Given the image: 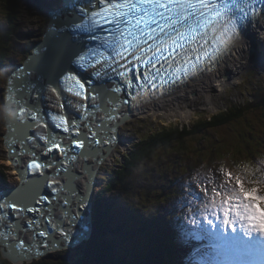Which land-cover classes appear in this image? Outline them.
Returning <instances> with one entry per match:
<instances>
[{
	"label": "snow or ice",
	"instance_id": "6c2138e0",
	"mask_svg": "<svg viewBox=\"0 0 264 264\" xmlns=\"http://www.w3.org/2000/svg\"><path fill=\"white\" fill-rule=\"evenodd\" d=\"M257 3L264 4V0H87L78 8L73 6L83 22L71 25V30L86 33V42L83 48L62 62L52 91L58 94L67 92L78 101H84L75 104L72 100L67 101L80 113L79 118L52 112L44 114L39 107V97L36 103L31 100L36 85L27 81L25 72L17 70L14 76L19 78L9 83L12 85L10 98L17 106L20 127L9 126V135L6 137L9 162L19 168L14 148L17 142L21 144L19 155L25 154L23 146L28 141L32 142L34 148L44 147L42 155L48 157L47 161L41 160L34 151L31 152L33 159L21 175H26L30 170L34 175L44 176L47 181L49 177L45 175V170L56 169L47 187L58 199L55 194L68 190V185H53L61 172L68 174L65 163L69 159H76L75 153L69 157L70 152L74 149L83 150L86 145L111 144L115 130L110 122L120 119L118 113L122 106L134 107L147 102L194 74L209 70L225 52L231 50L243 25L264 18V9L257 10ZM85 73L88 74L87 78ZM102 80L115 85L105 88L106 94L103 95L93 86ZM104 105L111 107L106 108ZM59 107L64 108V104ZM99 111L105 112L106 119L94 124L89 117L94 120ZM45 115L48 119H45ZM41 122L50 129L47 134H38V137L25 134L24 130L31 128L32 123ZM82 125L87 129L86 132L81 131ZM54 130L66 135H59ZM101 130L109 133L104 139L99 138ZM13 131L19 132L20 136L12 135ZM65 139H71L72 143L63 144ZM57 155L61 157L60 160L56 159ZM244 167L249 176L255 177V173L260 171L253 169L250 163ZM219 171L226 178V185L232 187L230 191L213 187L210 201L207 199L208 189L200 188L206 198L202 201L201 218L207 228L185 234L186 243L191 246L189 255L192 264H199L196 258L199 254L198 245L206 238L225 247L247 248L258 235L260 244L264 245V194H261L264 192V179L248 180L247 184L253 185L249 187L244 175H234L224 167ZM43 186L44 181L36 180L32 182V187L14 191L11 198L0 196V210H11L14 214L38 213V218L29 220L28 227H39L44 211L32 205H42L52 198L39 191ZM72 194L76 195L74 190ZM83 202V198L77 195V210L83 206ZM71 203L65 197V204ZM7 215L8 212L0 214V220ZM66 218L67 229L51 218L48 220L49 225L60 231V243L68 239L71 227L78 220V211L66 212ZM193 223H196L195 219ZM229 230L233 235H228ZM12 232L13 227H5L0 231V238L11 239ZM37 235L46 237L50 231L45 227ZM9 247L19 248L23 254L35 245L20 241L16 245L9 244Z\"/></svg>",
	"mask_w": 264,
	"mask_h": 264
},
{
	"label": "trees",
	"instance_id": "16d2710c",
	"mask_svg": "<svg viewBox=\"0 0 264 264\" xmlns=\"http://www.w3.org/2000/svg\"><path fill=\"white\" fill-rule=\"evenodd\" d=\"M0 1L4 5L2 14L5 18L3 23L0 22V68L5 65L8 72L17 65H12L11 57L12 50L16 48L15 37L19 35L14 28L18 19L17 5L15 0ZM38 1L40 2V0ZM246 99L238 106H229L215 115L200 118L192 122L191 125L169 124L167 127H162L158 131L140 138L131 150L124 155L119 165L114 169H108V175L103 177L104 184L93 200L91 216L94 233L91 240L87 241L81 247V250L71 252V255L74 256L69 261L58 259L65 253L63 255L52 254V258L47 261L41 260L30 264H181L183 261H186L183 264H192V257L189 255L191 246L186 243V238L183 235V233H187V229L185 224L181 223V217L188 215L182 212L186 201L180 202L172 209L167 207L168 212L161 218L159 216L150 217L145 211L163 203H168L167 198L171 196L168 188L171 185L167 187V183H159L158 180L153 178L155 172L157 174V170L161 169L162 163H159L161 159H168L167 163H170L171 166L180 165L184 167L185 171L182 174L180 172L179 177L176 178L177 182L185 174L187 178H191L190 173L193 171L192 167L194 165L198 168L202 163L212 164V158H208V163L206 159L199 155L204 150L200 148L189 150L191 145L197 147L202 141L207 147V142L213 139L209 135L211 130L216 131L224 126L235 124L238 131L234 136L238 143L241 139L240 132L246 134L245 139L249 141L246 143H252L259 136L257 131L264 134V78L261 85L256 86V89L250 92L249 97ZM259 117L263 119L260 121ZM260 125H262L261 128H259ZM221 139L222 137L218 141L219 144L223 142ZM263 142L257 141L255 144L258 143L261 146ZM228 143L229 146L233 145L230 142ZM214 148H210L212 156L215 152ZM161 155L165 157L162 158ZM187 156L190 159V167L184 163ZM253 157L251 153L248 154L246 159L236 155V158L229 159V161L236 166L237 163L242 165L250 163V166L254 167L256 163ZM157 160L159 161L156 162ZM220 160V162L227 164V162H224V158ZM144 177L148 178L147 187L139 184L140 181L143 182ZM159 178L161 179L160 174ZM255 178L260 179L261 177H253V179ZM261 179H264V177L262 176ZM171 181L174 182L173 179ZM131 182H136L137 187H129ZM144 182L146 183V180ZM117 188L125 191L123 194L127 197L130 207H136V205L141 207H136L140 211L138 218L137 212L131 211L132 214L127 216V211L120 210L116 216L119 222L116 224L114 215L110 211L115 209L116 206L104 207L102 205L104 196L114 192ZM187 189L186 186H179L175 183L173 193L177 192L183 197L186 193L184 191ZM137 200L141 201V205ZM153 211L151 210V212ZM175 217H178V219L173 221L172 218ZM124 229L128 233L130 232L129 237L138 240L137 246L132 251L133 253L127 257L116 255L114 246V237L122 236ZM176 230L183 231V233H178ZM176 234L179 235L176 236ZM210 240L212 239L206 238V243L198 247V255L201 256L197 255L199 264H216V258L223 261L219 256L213 257L212 249L215 245L211 243L216 241L211 242ZM0 264L10 263L0 255Z\"/></svg>",
	"mask_w": 264,
	"mask_h": 264
},
{
	"label": "rangeland",
	"instance_id": "374dc122",
	"mask_svg": "<svg viewBox=\"0 0 264 264\" xmlns=\"http://www.w3.org/2000/svg\"><path fill=\"white\" fill-rule=\"evenodd\" d=\"M17 5V20L15 22L14 28L17 33H19L18 37H15L16 48L12 50L11 57H12V65L17 64L20 65L23 62V59L25 56L31 52L34 45L38 42H40L43 39V31H45V26L47 24V13L48 10H53L61 7L63 0H15ZM1 2V1H0ZM0 22H4V16H3V3H0ZM264 50V45H263ZM262 50V51H263ZM262 54V53H260ZM261 56L262 58L260 61L254 65L251 69L241 74V76L237 79L236 83L230 84L226 87L225 91L221 94V99L219 102V106L214 111H209L204 106H201L200 103L202 100L197 102L195 106L193 107V117L190 118L188 122H180V121H173L168 120L165 117H162V115H156L153 116H134L129 121H127L124 125L121 126V136L122 139L125 141L127 140V145L125 148L117 147V153L114 154V160L111 162H106L101 164V166L98 169V173L96 175V184L94 185L93 191H92V201L95 198V195L101 190L104 182L103 177H106L108 175L107 171L108 169H114L119 165V163L122 161V158L124 155L131 150L133 145L139 141L140 138L152 134L156 131H158L162 127H167L169 124L173 125H191L192 122L204 118V117H210L212 115L217 114L220 110H225V108L229 106L242 104L246 98L249 97L250 92L254 91L256 89V86L261 85L262 79L264 78V52ZM5 67V68H4ZM9 70V69H8ZM6 79H7V69L4 65L0 68V109H3L2 102L4 103V93H5V87H6ZM251 116L249 115V118ZM263 118L259 117V120L261 121ZM259 124V122H258ZM262 125L259 126L261 128ZM238 131V127L235 124L227 125L222 127L221 129H218L216 131H210L209 135L212 136L213 139L211 141H208L207 147H205V143L202 141L200 142V145L195 147L194 145H191V148L189 150H195L196 148H200L204 150V152H201L199 155L202 156L204 159L207 160L208 158H212V164L202 163L199 165L198 168L192 167L193 171L190 173L191 178H187V176L183 175L181 176L180 180L177 182L176 178L179 177V174H181L185 171L183 166H171L170 163H167L168 159L159 161V163H162L161 169L157 170V174L155 172L154 180H158L159 183H167V187L171 185L169 188V195L170 197L167 198L168 203H163L161 205L156 206L155 208H150L149 210H145L150 217H156L159 216L164 217V214L168 212V208L172 209L175 205H178L182 201H186V204L183 206L182 212L185 215L181 217V223L185 224V227L187 229V232L192 231H202L203 229L207 228L206 222L201 218L203 215V205L202 201H204L206 198L203 193L200 192V188H206L209 191V196L207 199L210 201L211 199V189L213 187H216L217 190H224L227 188V190H231V185H226V178L220 175V168L224 167L225 169L231 170L234 175H244L245 181L247 180H253L254 176H249L247 173V170L245 169V165H242L240 163H237V166L230 162L229 159L236 158V155H240L243 159L248 157V154L251 153L254 157L253 160L255 161L256 165L252 167L253 169H260V171H257L255 173V176H259L262 178L264 177V134H262L260 131H257V135H259L257 138L254 139L252 143H246L249 142L247 139H245L246 134L245 133H239L241 135L240 142H237V139L235 138V134ZM5 133V126L4 121H0V186L4 188H10L15 187L19 179L16 175H14V171L10 169V165L8 164L7 160V154H6V147L4 146V135ZM255 134V133H254ZM231 135V137H230ZM222 137V141L219 144V139ZM256 137V135H255ZM263 142V145H259L258 143L255 144V142ZM212 142V143H211ZM233 144L232 146H229V143ZM211 147H215V152L212 153L210 151ZM217 147V148H216ZM209 149V150H208ZM117 154V155H116ZM161 157H165L161 155ZM221 158H224L227 164H224L223 162H220ZM260 160V161H259ZM190 159L188 156L185 158L184 163L190 167ZM261 162V163H260ZM209 163V162H208ZM214 163V165H213ZM175 167V168H174ZM196 168V169H195ZM164 173L166 174L164 176ZM159 174L161 175V179L159 178ZM171 179L174 180V182L171 181ZM146 180V183L144 182ZM147 181L148 178L144 177L143 182H139L140 185L147 187ZM175 183L179 186H186L188 189L184 192L185 195L181 197L177 192H174V185ZM247 184V183H246ZM247 186L251 187L252 185L247 184ZM129 187H137L136 182H131L129 184ZM137 191V190H136ZM125 192L124 190L116 189L114 192L106 194L103 198L104 202L102 201V205L105 206H113L115 205V209L110 210L111 214L114 216V222L117 224L119 221L116 218L118 212L124 211L126 212V215L129 216V214H132L131 211L137 212V218L140 216L139 210H137L136 207L141 208L140 206H129L127 202V197L123 194ZM136 193V192H135ZM138 193V192H137ZM218 199V198H217ZM140 200V199H138ZM137 200V201H138ZM138 203L141 205V201ZM168 207V208H167ZM199 209V210H198ZM151 210H154L151 212ZM167 216V215H166ZM178 217L172 218L173 221H176ZM193 219H195L196 223H193ZM214 222L215 219L213 218ZM92 223V220H91ZM93 228V227H92ZM178 233H183V231H178ZM94 233V230H91L90 236L87 238L86 241H82L78 246L79 248L71 249V248H65L63 250H57L55 252L49 253L50 255H57V254H65L70 253L74 251L81 250V247L87 242L91 240V237ZM130 233V232H129ZM128 231L124 229V232H122V236H116L114 237L115 242V254L121 257H127L131 255L133 252L134 247L137 246L138 240L132 239L129 237ZM179 234H176L178 236ZM183 235L186 238L185 233ZM228 235L231 236L233 233L229 230ZM208 240V239H207ZM213 242V240H210ZM206 243L205 239L203 241L199 242V246ZM214 245V244H213ZM237 247V246H236ZM137 249V248H136ZM214 255L213 257L217 256L219 254V257L221 260L224 261H216L218 264H233L236 260V256L234 253H237V250L233 247H225L219 244V242L215 243V246L212 249ZM234 251V252H233ZM250 255V254H249ZM201 257L200 255H198ZM233 257V258H232ZM197 258V257H196ZM189 259V257H188ZM44 260L43 258L38 260H33L32 262L41 261ZM49 259H46L44 261H47ZM191 260V258H190ZM186 261H183V263ZM181 263V264H183ZM206 263V262H205Z\"/></svg>",
	"mask_w": 264,
	"mask_h": 264
},
{
	"label": "water",
	"instance_id": "95a60500",
	"mask_svg": "<svg viewBox=\"0 0 264 264\" xmlns=\"http://www.w3.org/2000/svg\"><path fill=\"white\" fill-rule=\"evenodd\" d=\"M65 3H69L72 5V2L70 3V0H63ZM77 1L74 0L75 4L74 6H77ZM81 2H86L87 0H80ZM79 5V4H78ZM78 8V7H77ZM71 12H76V11H71ZM60 13L59 11L53 12ZM62 13H67V11H63ZM44 43V42H43ZM51 45V44H50ZM48 46V45H47ZM45 47V46H44ZM46 48V47H45ZM52 48V45H51ZM43 50V44L39 43L36 45L34 48V51L31 56L28 57V59L23 63V66L19 67L17 70L27 72L26 75L36 77L34 72L30 69L31 65L36 61L35 59H38L40 56V52ZM55 57V54L53 53L51 55V60H53ZM54 62H56L54 60ZM58 62V61H57ZM55 65V64H54ZM51 68H48V74L49 76L53 75L52 71L50 70ZM15 70V72H17ZM14 72V73H15ZM14 73L8 77V81H15L16 76H14ZM19 78V77H18ZM37 80L41 81L44 80L42 76H40ZM107 84H102L101 82V92L100 93H105V88H112L114 87L110 82H107ZM97 87H100L99 85H96ZM100 87V88H101ZM126 95V94H122ZM61 98V97H60ZM64 98V97H62ZM67 99V98H65ZM68 101V100H67ZM64 102V101H63ZM74 104L75 103H85L84 101H78L77 99L74 98L73 100ZM65 104V109L63 110V114L66 115L67 117L71 116H77V119L79 118L80 113L76 111L75 106L70 107L67 102H64ZM106 108H110V105H104ZM14 110V109H13ZM53 113V112H52ZM60 114V113H59ZM119 116L120 119L117 121L110 122V126L114 128V133L113 135V140L111 144H105L102 143L100 145L92 144V145H86L85 149L83 150H78L83 153V155L87 157V160H77L74 159H69L65 163V167L68 169V174L66 175L64 172H61L56 184H54V187H58L59 185H68V190L66 191H61L55 194V196H58V199L54 198V194L51 192V190L47 187L48 183H51V175L53 172L56 171V169H46L45 170V175L49 177L47 181L44 180V176H39V175H34L30 170L27 171V174L24 175V179L20 177L19 183L11 188V189H3L2 193L0 196H5L7 195L9 198H11L12 194L14 191L19 190V189H28L32 187V182L35 180H40L44 181V186L39 189V191L47 195L49 197H52L49 201H46L44 204H33L32 206L41 208L42 207H49V212L46 210V208L42 209L44 211V218L41 219V223L39 227H33L29 228L28 223L30 219L33 218H38L39 214L38 213H17L14 214L11 210H0V214L3 212H8L7 216H4L3 220H0V225L3 227H0V231H3V228L5 227H13V232L10 234L11 239L9 240H4L3 238H0V255L1 257L8 261L10 264H30L33 260H38V259H51L52 251H57L65 248H71V249H78L79 244L82 241H86L87 238L90 236L91 231H89V228H91L92 223H91V196H92V191H93V186L96 183V177H95V169L98 167V165L101 162V159H103L113 148L117 141V127L123 123H125L127 120L130 119L131 114L129 112V105H124L119 109ZM105 112L104 111H99L95 115V119L93 121L94 124H99L102 120H105ZM93 120V119H92ZM96 121V123H95ZM19 124L17 123L16 126ZM95 130V128L93 129ZM57 134L59 135H66L63 133H60L59 130H54ZM82 132H86L87 129L81 127ZM38 134H41V132H38ZM43 134V133H42ZM109 133L106 130H101L99 133V138L104 139ZM38 137V136H37ZM30 146L28 150H26V144L28 145V142L25 144V154L19 155V150L21 149V144L19 142L16 143L14 146L16 153L18 155V160L22 164V167L20 169H23L25 171L27 169V164L29 161L33 159L32 155L30 154L33 152V150L40 151L42 153V150L44 147H39V148H34L32 142H29ZM38 143H40L38 141ZM63 144L69 145L72 143L71 139H65L62 141ZM41 144H43L41 142ZM45 150V149H44ZM35 151V152H36ZM78 152L77 150H73V152L69 153V157H71L74 153ZM37 155V152H36ZM51 155V154H50ZM39 156V155H37ZM59 155H57V160H60L61 158H58ZM78 159V158H77ZM93 160L94 162H92ZM47 161V160H45ZM93 163V164H92ZM19 170V169H18ZM21 172V171H20ZM26 181L28 182L26 184ZM60 182V183H59ZM73 190L75 191L76 195H73L72 192ZM77 195H79L81 198H83V206L79 207L77 210L76 206V199ZM65 197H68L69 200L72 201L71 204H65ZM18 198V197H17ZM54 206V208H53ZM46 210V211H45ZM78 211V220L76 223L71 227L70 229V234L68 236V239L63 241V243H60L61 239V233L59 230L54 228L52 225L48 224L49 218H51L56 224H58L60 227H63L65 229L68 228V220L66 218V212H71L75 213ZM46 212V213H45ZM48 212V213H47ZM18 226V227H17ZM47 227L50 231V235L46 236V239H43L44 237H38V232ZM27 239L26 245H35L29 252H25L21 254L19 248H10L9 244L16 245L20 241H23ZM42 241V243H41ZM45 245H47V248L45 249ZM74 255L71 253H67L63 256H60L58 259L62 261H69Z\"/></svg>",
	"mask_w": 264,
	"mask_h": 264
},
{
	"label": "bare ground",
	"instance_id": "6f19581e",
	"mask_svg": "<svg viewBox=\"0 0 264 264\" xmlns=\"http://www.w3.org/2000/svg\"><path fill=\"white\" fill-rule=\"evenodd\" d=\"M263 45H264V18L257 20L255 23L249 21V24L242 29L239 38L232 45L231 50L225 52L220 57V59L215 64H213V69L200 73L196 77L192 78L190 81L182 84L179 87H176L172 91L169 90L170 92L166 93L163 96L153 98L147 102H142L134 107H131L129 109V112L131 114L130 119L133 118L134 116L142 117V116L151 115L155 117L156 115H162V117H165L168 120L188 122L190 118L193 117L194 114L193 107L200 100H202V102L200 103L201 106H204L209 111H214L215 109L218 108L221 99V94L223 91H225L226 87L229 86L230 84L236 83L237 79L241 76L242 73L248 71L260 61V59L262 58L261 56H263L262 54L264 52ZM45 47L49 50L50 55L54 53L55 56L58 55V57L60 58H63V56H67L71 54L70 49L64 46L60 47V49L57 50L53 46L51 48V45L49 43H46ZM39 56H40L39 61L41 62L43 60L42 53H40ZM31 66L34 67L32 68L29 67V69L33 70L35 75L38 76L39 74H41L39 70L40 65H38V61H35ZM25 78L27 79V77ZM16 79H18V77ZM11 89H12V85L9 83L8 93H11ZM36 93L44 98L47 97L48 95L44 92L43 89L36 88ZM101 94L103 95V93ZM8 97H9L8 99L9 103L3 104L2 102V106L5 108L7 105H10L11 109H16L17 108L16 104L10 103V100H12L10 98V95ZM45 109L48 110V108ZM10 117L9 119L13 125H16L14 120L17 123H19L18 112L16 110ZM92 119H93L92 117H89V120L93 122L94 120ZM4 126H5V121H4ZM116 131L118 136L117 141L113 146V148L110 150V152L103 159H101L100 164L95 169V177L97 174H99L98 169L101 166V164L106 162H111L114 160V154L117 153L116 150L117 147L125 148L127 145L128 141L127 140L124 141L122 139L120 133L121 131L120 125L117 127ZM24 132L27 135H32L35 133L34 130L28 131L27 129H25ZM12 135L15 136V133L13 132ZM75 154H76V161L87 160L86 155L84 156L82 152L78 151L76 153L75 151ZM42 158L44 159L43 155ZM91 161L94 162L93 160ZM8 164L11 165L9 161ZM13 171L15 173L14 175H16V171L15 170ZM11 188L13 187L4 188L0 186V193L3 191V189H11ZM92 203L93 202H91V208L93 206ZM40 207L41 209L46 208L42 206ZM46 210H48L49 212V207H47ZM238 227L239 226L237 225V228ZM88 228L89 231L93 229L92 226L91 228L90 227ZM237 234L242 235V233H237ZM255 238L256 239L251 244H249L247 248L242 246L233 247L237 250V253H234L236 256V260L232 257L233 260L235 261L233 264H252L253 259L260 260L262 257H264L263 252L262 254H260L255 251L258 250V247L260 246L259 245L260 237L257 235ZM27 239L28 238L24 240V243H27ZM43 239H46V237H44Z\"/></svg>",
	"mask_w": 264,
	"mask_h": 264
},
{
	"label": "clouds",
	"instance_id": "9594fccd",
	"mask_svg": "<svg viewBox=\"0 0 264 264\" xmlns=\"http://www.w3.org/2000/svg\"><path fill=\"white\" fill-rule=\"evenodd\" d=\"M179 86H181V85H179ZM179 86H177V87H179ZM175 89V88H174ZM5 114H7V117H10L11 115H12V113H10V112H8V110L7 109H0V121H5V120H7V117H6V115ZM130 120V119H129ZM129 120H127V121H129ZM124 124V123H123ZM122 124V125H123ZM122 125H120V126H122ZM184 125H186V126H188L187 124H184ZM180 126H183V125H180ZM261 194H264V192H262ZM93 202V201H92ZM93 204V203H92ZM92 208H93V206H92ZM92 208H90V212H91V214H92ZM91 214H90V216H91ZM91 220H92V216H91ZM69 253V252H68ZM71 253V252H70ZM67 254V253H66ZM262 261H264V257H262L260 260H255V259H253L252 260V264H261V262Z\"/></svg>",
	"mask_w": 264,
	"mask_h": 264
}]
</instances>
